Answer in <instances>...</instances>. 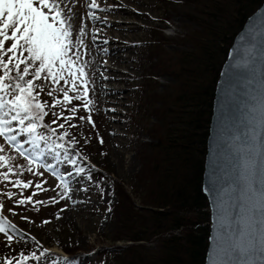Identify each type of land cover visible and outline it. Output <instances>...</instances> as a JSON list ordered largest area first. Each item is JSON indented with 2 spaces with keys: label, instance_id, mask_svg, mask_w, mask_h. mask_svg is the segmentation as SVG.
<instances>
[{
  "label": "rangeland",
  "instance_id": "rangeland-1",
  "mask_svg": "<svg viewBox=\"0 0 264 264\" xmlns=\"http://www.w3.org/2000/svg\"><path fill=\"white\" fill-rule=\"evenodd\" d=\"M179 1L140 0L137 5H129L133 17L127 18L125 21L137 28L135 31L130 32L131 35L128 36L125 43L113 45L114 48L123 49L121 52L129 57V62L121 68L125 78H121V83L118 87L116 86V89L120 90L119 96H113L116 101L112 99V103H106L104 106L100 105L94 90L93 64L90 58L91 55L87 51L90 44L96 40L100 45L95 49V53H98L100 49H111L112 44L109 46V43L105 42L102 37L96 38L93 36L94 33H90L89 36L88 32L85 31L89 37L87 43L83 34L79 35L75 29H72L75 40H79L80 44L70 51L69 55H74L77 51L80 53L79 60L72 67L74 69L79 67L87 73L86 76L80 77L77 83L79 84L85 79L89 80L87 85L88 98L91 100L89 108L95 128L93 129L87 123H84L82 128H72L67 121H63L64 128L56 131L59 135H62L64 131H68L70 136L75 134L78 137L75 150L82 157L78 160V163L85 168H103L113 180L122 182L125 191L137 208L140 206L139 195L141 191L135 186L134 176L141 167L138 154L141 147L140 142H151L148 135V126L155 121L153 117L146 118L148 102L150 101L149 94L152 89H155L157 93L165 91L174 83L171 76L162 72H158L157 76L153 75L155 70L153 71L152 65L155 62V55L152 53L157 46H160L161 52L167 54L178 52L183 47L179 45L180 37L192 26L185 17L186 2L184 0ZM52 2V0H49L50 4ZM93 4L96 5L95 8L92 7ZM87 7L89 9L86 10L89 11L90 15L87 22L85 21L83 24L84 29L88 27L93 16L97 19L112 21V18L105 13L97 14L102 5L95 0H87ZM44 11L47 12L48 10L44 9ZM56 14V12L49 14L50 22H52L51 16ZM58 19H64L61 13ZM116 21H119V19ZM10 44L11 41H8L5 46L8 47ZM26 56L27 54L24 53L25 58ZM34 83L43 84V88L48 89L51 81H34ZM59 86L71 88L70 85L62 83L52 85V87ZM108 87L107 84L103 83L102 88L107 89ZM36 94L40 96V102L46 105L53 100L47 95L46 91H36ZM56 99H62V96H57ZM73 103L78 108L83 107L78 102L74 101ZM57 110H60L59 105ZM64 112L66 113L67 109ZM76 115L77 117L86 116L88 113L78 111ZM113 119H115V122ZM51 121V115L46 117L47 123L51 124ZM108 122L114 123L112 125L113 130L109 129L108 125L110 124ZM58 123L60 121L57 124H51V126L55 128ZM76 123L80 124L82 122L77 118ZM14 126L19 127V125ZM112 131L118 132L121 138H116ZM86 136L89 143L87 147L82 148ZM101 138L104 141L103 144L99 142ZM30 147V145H27L25 148ZM0 148L5 149L2 154L6 158L11 157V162L14 165L13 172L21 174L19 176L9 174V180L22 178L25 182L33 181V186L29 189H22V185H12L0 181V205H4L0 209V216L8 224L14 225L18 229L17 233L12 234L11 230L5 225L6 231L13 235L12 242H7L6 235L0 233V262L2 264H8L13 255L20 257L21 261L12 260V264H76L75 261L67 259L64 253L68 252L77 253L76 255L81 256L80 263L99 264L102 260L100 250L130 244L121 241H115L113 245L111 244V239L117 235L118 230L115 231L110 220L111 211L108 210L112 208L115 202L109 183L101 179H94L87 184V192H75V195L73 194L74 198L70 202L61 199L59 203H54L53 198L58 199L59 194L63 192L60 181L51 173L38 169L35 163L25 160L3 136H0ZM8 163L9 161L6 159L5 164ZM52 163L55 162L52 161ZM29 167L34 171H40L42 175L37 177L32 173H28ZM64 168L65 165L61 164L57 170L63 171ZM5 170L4 167H0V172ZM69 179L72 181L73 189L84 187L83 182L80 185L75 183V177ZM42 180H46V184H44L39 194L33 197L34 201L44 202L41 205H36L39 208L38 212L30 204L21 206L14 202L26 199L32 192L36 191L34 184ZM101 191L104 192L103 197L99 195ZM7 192L12 193L14 201L7 198ZM77 194L79 195L77 196ZM68 211L70 215L67 213ZM57 214L60 216L59 219L56 218ZM45 221H49V223H44ZM172 234L175 235L178 232L175 231ZM156 243V239L139 242L149 251L155 250ZM33 253L41 259H34ZM45 254L46 259H44ZM25 256L31 258L24 261L22 259ZM106 264H119V260L113 253H109L106 256Z\"/></svg>",
  "mask_w": 264,
  "mask_h": 264
},
{
  "label": "trees",
  "instance_id": "trees-1",
  "mask_svg": "<svg viewBox=\"0 0 264 264\" xmlns=\"http://www.w3.org/2000/svg\"><path fill=\"white\" fill-rule=\"evenodd\" d=\"M184 1L192 26L179 39L183 47L167 54L157 46L152 53L153 75L162 72L174 83L149 94L146 118L155 121L148 126L151 142H140L141 167L134 176L140 206H134L122 182L103 168L94 169L97 179L110 184L115 199L110 220L118 232L111 244L130 243L100 250L99 264H106L109 253L119 264H203L209 214L200 184L214 84L233 36L263 0ZM88 143L83 140L81 147ZM155 239L154 251L139 244ZM64 254L84 264L77 253ZM12 260L21 258L13 255Z\"/></svg>",
  "mask_w": 264,
  "mask_h": 264
},
{
  "label": "snow or ice",
  "instance_id": "snow-or-ice-1",
  "mask_svg": "<svg viewBox=\"0 0 264 264\" xmlns=\"http://www.w3.org/2000/svg\"><path fill=\"white\" fill-rule=\"evenodd\" d=\"M92 7H96V5L93 4ZM44 9L48 11L45 12ZM52 12L57 14L51 16L52 22H50L49 14ZM59 15L58 0H53L51 4L49 0H0V136L13 145L25 160L35 163L38 169L51 173L60 181L63 192L59 194L58 199L53 198L54 203H59L61 199H71L75 192H87V184L97 179L94 169L85 168L78 163V160L82 159L75 150L78 137L75 134L70 136L68 131L59 135L56 128L51 126V124H57L60 121L58 127L63 129V121H67L72 128H82L84 123L95 128L89 108L91 103L87 87L89 80L85 79L79 84L77 83V80L86 76L87 73L79 67L75 69L72 67L79 60L80 53L77 51L74 55H69L70 51L80 44V41L75 40L73 36L74 21L69 22L68 15H65L64 19H58ZM76 19L78 20L79 16ZM92 19L95 20L96 17L93 16ZM249 34L253 38H258L264 45V14H261L255 22L254 28H250ZM8 41H11V44L6 47ZM24 53L27 54L26 58ZM34 81H51V84L48 89H44L43 84H36ZM59 83L70 85L71 88L52 87ZM36 91H46L47 95L53 98L54 103L49 102L47 105L41 103L40 96L36 94ZM57 96H62V99H56ZM74 101L83 107L78 108L73 103ZM57 105H59V111ZM65 109H67L66 113ZM78 111H85L88 115L77 117ZM254 111L258 114L260 127L259 154L261 161L264 162V98L260 100L258 108ZM49 115L52 116L51 124L46 122V117ZM77 118L82 123H76ZM14 125H19V127ZM38 129L40 130L38 131ZM85 139L86 142H89L87 136ZM253 139L255 140L256 137L254 136ZM99 142L104 143L102 138ZM25 145L31 147L26 149ZM4 151L5 149L0 148V167L6 169L4 172H0V181L12 185H22V189L31 188L33 181L25 182L22 178L9 180V174L17 176L21 174L13 172L14 165L11 162V157L6 158L2 154ZM6 159L9 161L8 164H5ZM61 164L65 165V168L63 171H58L57 168ZM243 167H248L247 162ZM28 173L37 177L42 175L40 171H34L31 167L28 168ZM70 177L76 178L77 185L83 182L84 187L73 189ZM44 184H46V180L36 182L34 184L36 191L26 199L14 201L11 192H7V198L21 206L30 204L38 212L39 208L36 205H41L44 202L34 201L33 197L39 194ZM261 187V228L258 243L260 251L264 252V181L261 182ZM99 195L103 197L104 192L101 191ZM243 196L242 192L241 197L243 198ZM3 207L4 205H0V209ZM108 210L111 211V208ZM56 218L59 219L60 216L57 214ZM225 222L222 219L221 223ZM44 223H49V221ZM5 225L12 234L17 233L18 229L14 225L8 224L0 216V233L6 235L7 242H12L13 235L6 231ZM251 236L252 234L244 232L239 241H232L230 245L228 244L230 236L222 238L226 244L225 251L227 252L230 246L243 253L245 241L249 247L253 244ZM33 258L41 259L36 257L35 253H33ZM44 259H46V254ZM8 264H12V262L9 261ZM213 264H236V262L231 259L229 253L228 259H213ZM239 264H252V261L241 260ZM261 264H264V261H261Z\"/></svg>",
  "mask_w": 264,
  "mask_h": 264
},
{
  "label": "water",
  "instance_id": "water-1",
  "mask_svg": "<svg viewBox=\"0 0 264 264\" xmlns=\"http://www.w3.org/2000/svg\"><path fill=\"white\" fill-rule=\"evenodd\" d=\"M261 14L264 0L233 36L214 84L200 184L209 214L203 264L228 259L229 253L236 264L241 260L252 264L264 261L258 243L264 162L254 111L264 98V45L249 34ZM245 162L247 168L243 167ZM222 219L226 221L223 224ZM244 232L252 234V246L245 241L243 253L230 246L226 252L222 238L230 236V245Z\"/></svg>",
  "mask_w": 264,
  "mask_h": 264
},
{
  "label": "bare ground",
  "instance_id": "bare-ground-1",
  "mask_svg": "<svg viewBox=\"0 0 264 264\" xmlns=\"http://www.w3.org/2000/svg\"><path fill=\"white\" fill-rule=\"evenodd\" d=\"M95 1L102 5V7L98 9L97 14L105 13L112 18L111 19L112 21H106L104 19H97V18L95 20L91 19L89 21L90 24L88 25V27L84 29L83 24L85 23V21L87 22V19L90 15L89 11L86 10L88 8L87 0H58V9L59 12L63 15V17H65V15H68L70 17L69 22L74 21L73 23L74 27L72 29H75L79 33V35L83 34L85 36L84 40H86L87 43L89 42L88 35L90 36V33H94L95 34L94 36L96 38L102 37L105 42L109 43V46L110 44H112L113 46L114 44L125 43L128 36L131 35L130 32L135 31V29L137 28V27H133L131 24L125 21L127 18L133 17L129 5H135V4L137 5L140 3V0H95ZM77 16H79L78 20L76 19ZM117 19H119V21H116ZM85 31L88 32V35H86L87 32ZM99 45L100 44L97 42V40L94 41L92 44H90L87 52L90 53L91 55L90 58L93 64L92 70L94 72V82H95L94 90L98 96L100 105L104 106L106 103L109 102L112 103L111 100L115 99L114 97L119 96L120 90L116 89V86L118 87L119 83H121V78H125V75L122 72L121 68L126 66L127 62H129V57L125 56V54L121 52L123 49L114 48L115 46L113 47L111 46V49H105V50L100 49L98 53H95V49L98 48ZM93 51L94 53H92ZM117 79L119 80L117 81ZM103 83L107 84L109 87L107 89L102 88ZM113 120L115 122V119ZM109 124H110L108 125L109 129L113 130L112 125H114V123L110 122ZM112 132L114 133V135H116V138H121L118 132L117 133L115 131ZM78 195L79 194H77V196ZM73 198L74 196L72 195L71 199H67V200H69L70 202L73 200ZM67 213L69 214V211Z\"/></svg>",
  "mask_w": 264,
  "mask_h": 264
}]
</instances>
